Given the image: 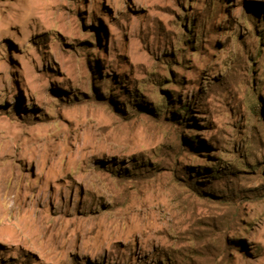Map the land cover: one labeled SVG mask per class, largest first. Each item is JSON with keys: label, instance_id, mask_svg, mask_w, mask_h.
I'll return each mask as SVG.
<instances>
[{"label": "rangeland", "instance_id": "obj_1", "mask_svg": "<svg viewBox=\"0 0 264 264\" xmlns=\"http://www.w3.org/2000/svg\"><path fill=\"white\" fill-rule=\"evenodd\" d=\"M0 264H264V0H0Z\"/></svg>", "mask_w": 264, "mask_h": 264}, {"label": "trees", "instance_id": "obj_2", "mask_svg": "<svg viewBox=\"0 0 264 264\" xmlns=\"http://www.w3.org/2000/svg\"><path fill=\"white\" fill-rule=\"evenodd\" d=\"M259 56L262 57V52L261 51H259ZM250 101H251L252 106H254V102H253V100L251 98H250ZM260 101H261V98H259V102Z\"/></svg>", "mask_w": 264, "mask_h": 264}]
</instances>
